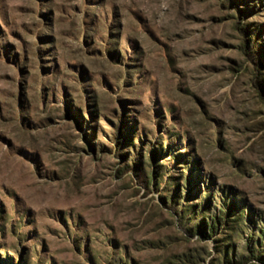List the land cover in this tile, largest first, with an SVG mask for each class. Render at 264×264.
<instances>
[{
    "label": "rangeland",
    "instance_id": "374dc122",
    "mask_svg": "<svg viewBox=\"0 0 264 264\" xmlns=\"http://www.w3.org/2000/svg\"><path fill=\"white\" fill-rule=\"evenodd\" d=\"M263 1L0 0V264H262Z\"/></svg>",
    "mask_w": 264,
    "mask_h": 264
},
{
    "label": "trees",
    "instance_id": "16d2710c",
    "mask_svg": "<svg viewBox=\"0 0 264 264\" xmlns=\"http://www.w3.org/2000/svg\"><path fill=\"white\" fill-rule=\"evenodd\" d=\"M264 4V1L262 2ZM242 33H244V42H243V52L247 56L251 57L252 64L255 66V90L257 92L258 98L261 104L264 106V43H259V37L252 38L253 35L248 31H243L242 28L239 29ZM149 160L155 161V153H152ZM154 176H146L144 179V184L149 185ZM226 204V203H225ZM225 204L221 205L217 213L213 216H207L204 220L200 221L198 225H196V231L203 238L213 237L218 233L220 227H229L230 219L229 215L235 214L237 217V221L242 223V214L241 212H237L233 208H225ZM230 205H234V202H231ZM231 229V227H229ZM210 235V236H209ZM258 246L257 248L254 245H250L253 237L252 235L247 240V251L248 256L246 257L247 261H257L264 264V257H262L261 247L264 246V230L258 231ZM241 264V263H239Z\"/></svg>",
    "mask_w": 264,
    "mask_h": 264
}]
</instances>
